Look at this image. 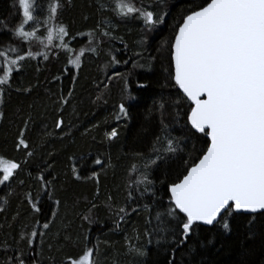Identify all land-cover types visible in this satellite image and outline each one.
Masks as SVG:
<instances>
[{
  "label": "trees",
  "instance_id": "16d2710c",
  "mask_svg": "<svg viewBox=\"0 0 264 264\" xmlns=\"http://www.w3.org/2000/svg\"><path fill=\"white\" fill-rule=\"evenodd\" d=\"M103 2L110 8L112 0ZM134 2L157 15L168 12L165 23L146 31L140 19L101 12L98 0H71L60 21L69 29L65 42L72 53L64 52L59 40L47 48L34 43L35 58L23 62L11 78L0 102V156L20 163L21 169L7 186L0 185V264L19 255L18 250L29 264L33 259L37 264H67L86 246H95L96 264H264V214L234 212L225 218L228 231L223 219L211 226L198 223L183 244L181 230L166 215L168 186L198 161L207 143L187 122L190 102L170 76L174 25L191 0ZM36 3L35 15L43 19L46 0ZM21 20L18 0H0V49L20 46L26 55L28 44L13 35ZM98 26L116 39L100 36ZM39 33L44 34L43 25ZM81 49L85 55L76 68L68 57L75 59ZM112 57L120 63L113 65ZM121 103L128 116L117 120ZM59 120L61 128L56 127ZM112 128L118 136L108 140ZM22 130L27 150L17 148ZM165 136L176 152L162 150ZM154 148H161V158L144 169L146 160L155 159ZM96 159L103 165H96ZM133 164L148 172V193L141 195L143 185L139 191L128 187ZM41 174L51 182V199L37 179ZM29 193L39 195V213L25 199ZM120 207L126 208L123 218L116 214ZM45 222L49 229L42 227ZM33 230L40 234L32 245L35 251L20 239L21 233ZM130 248H140L145 255Z\"/></svg>",
  "mask_w": 264,
  "mask_h": 264
},
{
  "label": "snow or ice",
  "instance_id": "6c2138e0",
  "mask_svg": "<svg viewBox=\"0 0 264 264\" xmlns=\"http://www.w3.org/2000/svg\"><path fill=\"white\" fill-rule=\"evenodd\" d=\"M65 3L71 4V0H46V8L42 9L45 15L40 19L35 15L36 0H18L22 20L13 30V35L21 44L27 43L29 48L26 55L20 46L8 45L0 49V102L5 91L11 88V78L22 69L23 62L35 58L36 53L31 50L34 43L47 48L59 40V47L68 54L72 53V48L65 42V37L70 36L69 29L60 21ZM98 4L101 12L109 10L121 19L142 20L146 31L164 24L165 17L169 15L168 12L157 15L143 5L137 7L134 0H112L110 8L103 0H98ZM40 25L44 26V34L39 33ZM174 27L170 45L173 71L170 76L190 102L187 122L207 140L198 162L192 163L168 186L170 205L166 215L181 230L180 243L183 244L198 223L213 225L220 218L224 220L223 228L228 231L230 226L225 218L234 212L264 214V0H191L189 8L182 12ZM97 31L109 40L116 39L110 31H103L99 26ZM91 51L96 52V48ZM41 55L45 60L49 58L47 53ZM84 55L85 49H81L75 59L69 55L68 63L79 68ZM111 63L115 65L120 61L112 57ZM116 75L121 74L117 72ZM2 115L0 113V117ZM127 116L128 109L121 103L116 118ZM62 125L63 120L57 121V128ZM25 130L19 133L18 149L29 148L24 139ZM117 136L116 128L106 133L108 140ZM157 142L161 143L160 137ZM161 148L168 153L177 151L167 136ZM161 148H154L155 159L146 160L144 169L161 158ZM27 155L32 156L33 153L29 151ZM94 163L103 165L101 159ZM20 169V163L0 156V185L7 186ZM72 170L76 173L75 167ZM37 179L44 189L43 194L51 199L47 189L51 182L43 174ZM76 179L80 176L77 175ZM19 183L24 182L20 180ZM151 184L148 172H142L137 164H133L128 187L132 189L135 186L139 191L143 185V195L149 192ZM131 197L132 192L129 191V199ZM25 199L34 212L41 211L39 195L33 198L29 193ZM56 203L60 202L57 200ZM95 206L92 205L93 208ZM116 214L123 218L121 214H126V208H118ZM84 219L91 223L88 216ZM42 227L49 229L50 225L45 222ZM38 235L33 230L26 235L21 233L20 239L35 251L32 245ZM18 251L20 254L11 257L7 264H29L24 252ZM95 251V246H86L78 258H71L67 264H96ZM130 251L138 256L145 255L140 248H130ZM31 264H37L35 259Z\"/></svg>",
  "mask_w": 264,
  "mask_h": 264
},
{
  "label": "water",
  "instance_id": "95a60500",
  "mask_svg": "<svg viewBox=\"0 0 264 264\" xmlns=\"http://www.w3.org/2000/svg\"><path fill=\"white\" fill-rule=\"evenodd\" d=\"M181 92V91H180ZM182 93V92H181ZM183 94V93H182ZM198 162V161H197ZM247 214H253V213H247ZM220 218H218V220H219ZM217 222H214V224H216ZM200 224H202V223H200ZM213 224V225H214ZM204 225V224H203ZM207 226H211V225H207Z\"/></svg>",
  "mask_w": 264,
  "mask_h": 264
}]
</instances>
